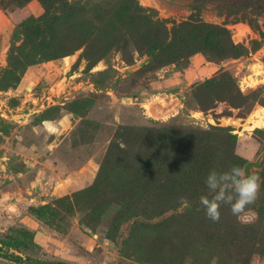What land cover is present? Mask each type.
Instances as JSON below:
<instances>
[{
    "label": "rangeland",
    "instance_id": "obj_1",
    "mask_svg": "<svg viewBox=\"0 0 264 264\" xmlns=\"http://www.w3.org/2000/svg\"><path fill=\"white\" fill-rule=\"evenodd\" d=\"M82 1L72 17L42 0H0V240L18 247L0 264H264V13L135 0L170 37L188 21L220 25L239 50L213 59L194 39V54L154 70L145 47L154 30L127 8L120 26L119 0ZM90 32L94 60L78 40ZM112 35L139 39L103 48ZM260 155L251 221L227 205L208 219L209 171Z\"/></svg>",
    "mask_w": 264,
    "mask_h": 264
},
{
    "label": "trees",
    "instance_id": "obj_2",
    "mask_svg": "<svg viewBox=\"0 0 264 264\" xmlns=\"http://www.w3.org/2000/svg\"><path fill=\"white\" fill-rule=\"evenodd\" d=\"M44 5L50 9L57 8L58 11H61L62 14L73 15L74 17L80 11L85 12L87 9V5L85 1L82 0H42ZM82 1V2H81ZM87 1V0H86ZM210 2L216 5L220 10L227 11L229 14L236 15L237 18H244L245 12H253L257 15L264 13V0H203V3ZM119 8V19L120 26L125 24L123 20V11H130L131 15L138 23H140L144 27L151 28L156 32L155 37H148L147 40V48H149V52L151 53L153 65L152 69H157L161 66H164L166 63L170 62L171 59L181 58V57H189L195 53L196 50L191 49L190 45L195 40H201L204 42L205 49L211 54L213 59H222L226 60L228 58L237 57L239 55L238 47L230 41L226 35L228 36V30L220 25H212V24H200L194 21H188L180 25V28L176 30L174 28L172 32V37H170V30L168 27L156 17L148 14L146 10L142 9L135 0H119L116 4ZM122 11V12H121ZM243 12V13H242ZM242 15L243 17H241ZM92 29L91 26L88 27ZM92 33H81L79 36V44H86L85 56L88 60L98 59L101 52H97L93 50L94 43L98 42V39L91 36ZM209 35V36H208ZM219 35L224 39L219 41ZM132 39L138 40L139 38L127 37L123 35L118 36H108L102 40V47L106 49L110 46L118 47L121 50H125L127 45H129ZM146 38L143 39L145 41ZM141 42L140 45L145 44V42ZM90 43V44H89ZM202 46V45H201ZM101 47V46H100ZM201 49V48H200ZM104 50V49H103ZM154 50V51H152ZM154 59V60H153ZM214 80H208L205 83L213 84ZM146 135L151 133L150 129H147ZM188 138H192L194 136L200 135V137H204L206 135L205 132L201 131H191L185 132ZM194 134V135H193ZM165 145V142L163 143ZM189 146H192V142L189 141ZM119 152L122 156L128 157L131 155L132 150L130 148L121 149L119 148ZM170 156L178 157L174 152H171L166 155V158ZM190 159H194L191 155H185L181 161L184 163ZM168 160H172L168 158ZM182 163H180L181 165ZM196 170H191L190 174L195 175ZM202 188L204 189L205 194L208 195V191L205 187V183H203ZM5 248H18L17 245L13 242L0 240V257H11L12 254H8L5 252ZM16 260L22 261V257L16 255ZM50 264H74L71 261L57 259Z\"/></svg>",
    "mask_w": 264,
    "mask_h": 264
},
{
    "label": "clouds",
    "instance_id": "obj_3",
    "mask_svg": "<svg viewBox=\"0 0 264 264\" xmlns=\"http://www.w3.org/2000/svg\"><path fill=\"white\" fill-rule=\"evenodd\" d=\"M252 159L251 156L244 157ZM208 195L200 197L205 215L213 222L219 221L221 209L227 205L238 220L244 223L251 221L249 206L254 203L260 187V177L251 174L248 169L233 166L227 171H209L205 177ZM186 204L187 201L183 200Z\"/></svg>",
    "mask_w": 264,
    "mask_h": 264
},
{
    "label": "water",
    "instance_id": "obj_4",
    "mask_svg": "<svg viewBox=\"0 0 264 264\" xmlns=\"http://www.w3.org/2000/svg\"><path fill=\"white\" fill-rule=\"evenodd\" d=\"M262 157H263V155H260L256 160L247 162L246 165L244 166V168L248 169V171L251 173L252 168L254 166H257L260 164ZM27 262L32 263V264H49L52 261H41V260L30 261V260H27Z\"/></svg>",
    "mask_w": 264,
    "mask_h": 264
}]
</instances>
